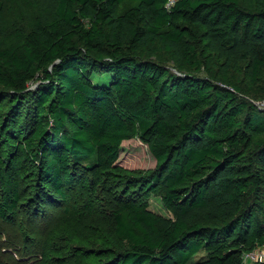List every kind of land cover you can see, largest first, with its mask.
Listing matches in <instances>:
<instances>
[{
  "label": "trees",
  "instance_id": "trees-1",
  "mask_svg": "<svg viewBox=\"0 0 264 264\" xmlns=\"http://www.w3.org/2000/svg\"><path fill=\"white\" fill-rule=\"evenodd\" d=\"M6 1L0 218L63 207L61 226L100 242L94 264H264L245 260L264 246V109L246 97H264V0H48L29 20ZM135 138L151 171L119 161ZM104 192L106 234L93 227Z\"/></svg>",
  "mask_w": 264,
  "mask_h": 264
},
{
  "label": "rangeland",
  "instance_id": "rangeland-1",
  "mask_svg": "<svg viewBox=\"0 0 264 264\" xmlns=\"http://www.w3.org/2000/svg\"><path fill=\"white\" fill-rule=\"evenodd\" d=\"M41 1L46 2L48 0H30L27 3L23 0H7L5 2L8 7L7 16L15 17L22 13L25 19L29 20V15L34 12L35 6ZM134 4L130 1L124 2L120 7L121 12ZM143 55L145 58L158 61L170 69L178 71L177 64L168 59L167 55L161 53L155 56L147 53ZM200 75L205 76L206 74L200 73ZM96 80L107 81V78L105 75L96 76ZM35 84L33 83L31 87H35ZM246 97L264 109V97L259 90H253ZM2 139L6 140L7 138L3 135ZM119 161L127 168H143L145 171H151L156 165V160L148 146L137 138L123 143ZM25 184L27 181L22 182L23 200L27 203L26 200L33 197L35 190ZM109 200L110 196L107 192L101 194L99 198L100 214L93 220V227H103L105 234L111 230L112 224L111 215L108 211ZM41 207L44 209V213L39 212L36 215L33 211L35 207L33 206L31 209V205L25 204L20 208L18 217H13L11 220L0 218V264H57L56 256L54 257L56 250H59L58 257L61 255L66 259L67 264H94L99 259L91 250H95L101 244L95 235L88 233L90 232L88 228H81L78 234H71L64 225H60L63 207L50 205L45 206V208ZM149 208L165 217H173V213L165 208L159 196L152 195L149 198ZM89 225L91 226L92 223ZM78 249L81 250L79 253L86 257V260L74 255ZM246 262L252 261L247 258Z\"/></svg>",
  "mask_w": 264,
  "mask_h": 264
},
{
  "label": "built area",
  "instance_id": "built-area-1",
  "mask_svg": "<svg viewBox=\"0 0 264 264\" xmlns=\"http://www.w3.org/2000/svg\"><path fill=\"white\" fill-rule=\"evenodd\" d=\"M176 0H169L168 2V7H171L174 5ZM259 249V248H258ZM249 259V261H259V262H264V246L260 247L259 250H255L252 253L246 254L245 255V260Z\"/></svg>",
  "mask_w": 264,
  "mask_h": 264
}]
</instances>
